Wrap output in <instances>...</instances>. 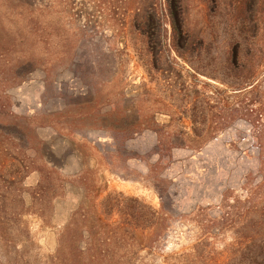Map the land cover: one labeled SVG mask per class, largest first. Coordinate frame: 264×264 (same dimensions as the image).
<instances>
[{
  "label": "rangeland",
  "instance_id": "374dc122",
  "mask_svg": "<svg viewBox=\"0 0 264 264\" xmlns=\"http://www.w3.org/2000/svg\"><path fill=\"white\" fill-rule=\"evenodd\" d=\"M37 1L42 5L50 2L44 11L45 19L52 20L59 28L54 62L49 64L46 55H39L38 64L16 69V59L22 57L23 46L18 45L16 49L5 45V49H0V107L8 115L40 117L38 135L47 138L57 154L68 148L72 150L59 169L64 177V193L52 203L47 222L31 210L20 211V203L17 217L12 215L9 221L0 217V264H52L58 235L73 210L85 208L92 215L116 217L135 206L136 201L158 209L159 190L169 198V211L159 220V235H152L151 244L136 252L134 264H240L252 231L259 230L258 237L264 243V222L251 225L249 221L251 214L256 220L262 216L259 212L264 211V183L260 188L255 187L261 178L258 152L246 120L238 118L209 135L212 124L208 114L201 127V144L175 147L167 160L151 167L158 154L153 149L155 133L149 128L126 141L125 155L119 156L93 147L95 142L100 150L108 148L109 137L98 128H85L66 136L55 132L46 118H42L62 107L58 94L61 88L66 86L69 91H77L87 81L104 80L112 75L106 71L111 66L116 75L111 83L112 91L128 102L137 101L140 107H149L148 111H154L155 123L164 132L180 130L182 137L191 139L190 103L199 105L208 98L212 104L217 99L212 95L214 87L224 88L229 99L234 100L229 83L195 73L189 65H201L198 59L179 57L174 51L169 62L157 59L153 63L151 55L143 51L137 33L114 27L113 21L120 14L111 11L122 8L121 0L110 1L113 5L102 4L103 13L97 27V37L102 38L98 54H103L102 51L109 54L115 65H99L94 67L98 68L96 72L90 65H73L74 58L92 56L91 50L85 52L84 44L76 54L62 46L66 37L76 33L75 13L84 9L80 6L82 0ZM149 4L146 0L141 8L147 11ZM86 5L88 11L93 8L92 2ZM207 5L206 0H182L179 18L183 25L192 31L202 28L209 32L207 18L217 20L219 15ZM5 9H9L7 3L0 0V39L1 35H9L11 27ZM223 13L222 10L220 15ZM225 18H228L226 13L221 19ZM225 40L219 38L213 44L216 58L210 65H223L221 61L227 56ZM108 43L112 45V53L111 49L104 48ZM258 80L257 98L264 102V73L259 74ZM85 139L92 142L83 143ZM134 151L137 154H132ZM105 156L109 165L105 163ZM81 169H88L86 177L94 186L89 183L85 188L74 179ZM36 179L37 175L31 173L23 180L25 205L30 201L25 188L32 187ZM10 209V205H5V213L9 214Z\"/></svg>",
  "mask_w": 264,
  "mask_h": 264
},
{
  "label": "trees",
  "instance_id": "16d2710c",
  "mask_svg": "<svg viewBox=\"0 0 264 264\" xmlns=\"http://www.w3.org/2000/svg\"><path fill=\"white\" fill-rule=\"evenodd\" d=\"M1 1L9 7L5 9V13L11 27L8 36L1 35L0 49H5V45L16 49L18 45L24 48L22 57L16 59V69H27L38 64L36 60L39 55H46V62L53 63V53L59 47L56 41L59 28L52 20L45 19L44 11L50 6V2L42 5L37 0ZM68 1L72 3L74 0ZM88 1L93 4L89 11L86 5ZM110 1L112 0L80 1V6L84 9L75 13L76 33L71 38L66 37L62 46L76 54L84 44L85 52L91 50L92 56L74 58L73 65H90L93 72L98 70L99 65H115L116 61L109 54H104V51L101 52L103 54H98L99 41L102 40L97 37L98 21L103 13L102 4L109 2L113 5ZM121 1L122 8L111 11L120 14L113 21L114 27L137 33L143 51L151 55L153 63L157 59L169 62L171 51L179 57L198 59L201 65H189L193 71L226 80L230 89L234 90L235 99H229L230 95L225 94L224 88L214 87L212 95L217 99L212 104H209L208 98L199 105L191 102L188 107L192 136L191 139L189 136L186 139L182 137L183 132L180 130L164 132L155 123L154 111H148L149 107L142 108L137 101L128 102L119 97V93L112 91L114 86L111 83L116 80V75L109 66L106 71L112 72V75L104 80L87 81L77 91H69L66 86L61 88L58 94L63 102L62 107L58 111H49L42 118H46L55 132L66 136L85 128H98L109 137L108 148L100 150L95 142L93 147L105 154L119 156H123L126 151V141L149 128L155 133L153 149L158 154L151 167L167 160L175 147L201 144V127L208 114L212 124L209 135L241 118L251 126V136L257 147L261 178L255 187L260 188L264 183V102L258 100L257 92L260 86L258 76L261 72L264 73V0H206L209 4L207 6L214 12L217 10L219 15L217 20L207 18L209 32H204L205 29L202 28L192 31L183 25L179 18L182 0H147L150 12L141 8L146 0ZM222 10L228 15L227 19H221L224 14L220 15ZM80 20H83L82 23ZM219 38L226 39L227 56L221 61L223 65L216 67L210 64L215 62L213 44ZM122 42L125 47V41ZM104 48L109 51L111 43L104 45ZM112 51L111 49L110 53ZM83 76H87V73ZM2 108L0 107V217L4 218L3 221H9L10 216L17 217L21 210L28 209L47 222L52 203L64 193V177L59 169L72 148L57 154L52 143L37 133L40 117L8 115ZM88 142L92 141L83 140V143ZM132 154L137 153L134 151ZM106 157L105 163L109 165ZM87 171L88 169H81L73 176L85 188L91 183L86 177ZM115 172L120 174L118 170ZM31 173H35L37 179L32 187L25 188L30 200L25 205L23 180ZM159 200L158 209L136 201L135 206L128 207L127 211L116 217L109 214L104 217L92 215L85 208L73 210L58 235V244L51 256L52 264H134L136 252L151 244L152 235H159V220L164 219L169 211V198L160 190ZM5 205L11 206L9 214L5 213ZM259 213V216H263L264 211ZM262 216L255 220L251 214L250 224H263ZM259 232H251L250 242L241 253L240 264H264V243L258 237Z\"/></svg>",
  "mask_w": 264,
  "mask_h": 264
}]
</instances>
